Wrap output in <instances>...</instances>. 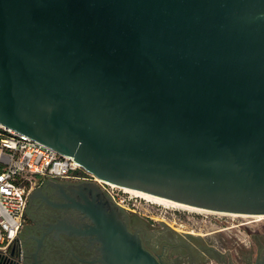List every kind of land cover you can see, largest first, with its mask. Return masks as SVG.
<instances>
[{"label": "water", "instance_id": "1", "mask_svg": "<svg viewBox=\"0 0 264 264\" xmlns=\"http://www.w3.org/2000/svg\"><path fill=\"white\" fill-rule=\"evenodd\" d=\"M0 123L102 181L264 215V0H0Z\"/></svg>", "mask_w": 264, "mask_h": 264}, {"label": "flooded vegetation", "instance_id": "2", "mask_svg": "<svg viewBox=\"0 0 264 264\" xmlns=\"http://www.w3.org/2000/svg\"><path fill=\"white\" fill-rule=\"evenodd\" d=\"M109 186L84 170L70 178L39 180L28 196L18 235L22 259L0 264H113L103 235L106 227L127 244L139 245L158 264H201L206 255L220 264H235L198 241L150 228L158 218L147 214L149 206L133 199L122 186L116 185L113 193ZM261 259L262 251L255 261Z\"/></svg>", "mask_w": 264, "mask_h": 264}, {"label": "built area", "instance_id": "3", "mask_svg": "<svg viewBox=\"0 0 264 264\" xmlns=\"http://www.w3.org/2000/svg\"><path fill=\"white\" fill-rule=\"evenodd\" d=\"M82 170L71 156L0 123V261L22 259L18 235L34 185L41 179L70 178ZM157 212L162 217L170 213L167 218L175 222L174 212L159 208Z\"/></svg>", "mask_w": 264, "mask_h": 264}, {"label": "rangeland", "instance_id": "4", "mask_svg": "<svg viewBox=\"0 0 264 264\" xmlns=\"http://www.w3.org/2000/svg\"><path fill=\"white\" fill-rule=\"evenodd\" d=\"M82 169V168H81ZM108 189L118 190L116 186H109ZM128 194L136 197L137 201L145 205L151 211L148 215L157 217L155 225L150 228L156 231H164L167 234H181L189 240L198 241L199 244L211 249L224 260L228 257L235 264H247L255 262L261 249L264 248V216L224 213L212 210L193 211L166 202H152L139 196H134L133 192ZM157 208L174 212L175 222L158 214ZM155 210V211H154ZM238 215V216H237ZM165 220L174 230L165 226ZM203 259L201 264H220L209 256ZM200 258V257H199Z\"/></svg>", "mask_w": 264, "mask_h": 264}, {"label": "bare ground", "instance_id": "5", "mask_svg": "<svg viewBox=\"0 0 264 264\" xmlns=\"http://www.w3.org/2000/svg\"><path fill=\"white\" fill-rule=\"evenodd\" d=\"M95 179L98 180V181H102L101 179H98V178H95ZM102 182H105V181H102ZM105 183H107V182H105ZM107 184H109L110 186H113V187L116 186V184H113V183H110V182H108ZM123 188H125L126 191L133 192L136 196H139L141 198H144V199H146L148 201H152V202H155V203H157V202H160V203L161 202H166V203H171L172 205L179 206V207L186 208V209L193 210V211L204 210L203 208H198V207L186 205V204H183V203H179V202H176V201H172V200H169V199L158 197V196H155V195H152V194H148V193H145V192H142V191H139V190L131 189V188H128V187H123ZM204 211H207V210H204ZM245 215H247V214H245ZM255 216H264V215H255Z\"/></svg>", "mask_w": 264, "mask_h": 264}, {"label": "crops", "instance_id": "6", "mask_svg": "<svg viewBox=\"0 0 264 264\" xmlns=\"http://www.w3.org/2000/svg\"><path fill=\"white\" fill-rule=\"evenodd\" d=\"M21 236V235H20Z\"/></svg>", "mask_w": 264, "mask_h": 264}]
</instances>
